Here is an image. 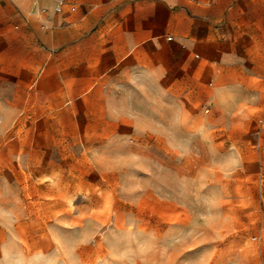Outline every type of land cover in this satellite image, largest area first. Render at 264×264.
Wrapping results in <instances>:
<instances>
[{"label":"rangeland","instance_id":"1","mask_svg":"<svg viewBox=\"0 0 264 264\" xmlns=\"http://www.w3.org/2000/svg\"><path fill=\"white\" fill-rule=\"evenodd\" d=\"M260 2L225 14V88L168 139L37 91L41 70H23L35 46L12 47L0 64V264H264Z\"/></svg>","mask_w":264,"mask_h":264},{"label":"crops","instance_id":"2","mask_svg":"<svg viewBox=\"0 0 264 264\" xmlns=\"http://www.w3.org/2000/svg\"><path fill=\"white\" fill-rule=\"evenodd\" d=\"M41 1L0 0V64L10 66L12 47L35 46V61L23 70H41L37 91L67 96L68 108L83 117L97 104L105 111L93 115L99 125H132L137 134L165 139L209 114L212 106L203 110L200 103L204 98L213 103L225 88L220 55L225 14L261 5L260 0H64L62 12H56L57 0L50 6ZM45 45L52 48L46 55Z\"/></svg>","mask_w":264,"mask_h":264},{"label":"built area","instance_id":"3","mask_svg":"<svg viewBox=\"0 0 264 264\" xmlns=\"http://www.w3.org/2000/svg\"><path fill=\"white\" fill-rule=\"evenodd\" d=\"M31 1H36V0H31ZM64 5H65L64 0H57L56 12H62ZM43 12H45V10Z\"/></svg>","mask_w":264,"mask_h":264}]
</instances>
